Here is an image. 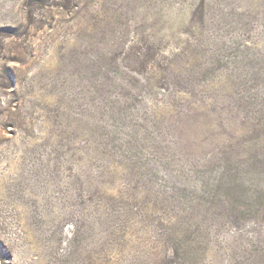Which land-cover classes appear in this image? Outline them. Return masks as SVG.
Instances as JSON below:
<instances>
[{"label":"rangeland","instance_id":"1","mask_svg":"<svg viewBox=\"0 0 264 264\" xmlns=\"http://www.w3.org/2000/svg\"><path fill=\"white\" fill-rule=\"evenodd\" d=\"M85 2L0 0V264H174L160 215L144 211L143 196H153L134 184L139 125L156 136L144 114L157 102L168 108L158 119L179 156L171 170L198 191L224 161L213 172L191 175V166L229 145L249 149L250 126L264 121L255 102L264 96V0ZM139 39L150 64L165 66L158 76L174 75L175 101L142 84ZM109 76L123 98L101 91ZM129 137L136 145L124 171L114 162ZM158 172L153 191L167 180L162 165ZM242 236L264 264V219L226 224L219 238L240 249ZM209 253L202 264H226L218 247Z\"/></svg>","mask_w":264,"mask_h":264},{"label":"trees","instance_id":"2","mask_svg":"<svg viewBox=\"0 0 264 264\" xmlns=\"http://www.w3.org/2000/svg\"><path fill=\"white\" fill-rule=\"evenodd\" d=\"M76 1L78 3L75 7L86 6L85 0ZM6 36L8 37L7 34ZM136 48L139 51L134 53L135 65L139 67V70L145 72L146 77L142 80V84L145 83V87L150 88L151 92L159 89L167 101H175L174 96H179L178 94L182 92L174 91L172 93L173 84L171 81L174 80V75L170 73L164 77L158 76V70H164L163 63L156 59L153 60V65L150 64V49L144 45L142 40L139 39ZM122 74L126 77L129 76L124 72ZM109 80L111 86L107 90H104L106 87H103L101 91L109 98H123L118 94L113 96L114 93H112L119 86L117 84L119 80L109 76L103 84H108ZM131 80L137 82L135 77H132ZM124 88L122 86L121 90L124 91ZM131 99L134 102L137 101L134 96ZM164 99L161 103L164 102ZM255 102L256 105L263 108L264 115V96L257 98ZM171 103L173 107L174 103ZM158 107V102L155 106L151 105L142 120H151L153 128L157 129L156 136L151 134L152 132L145 125H139V183L134 184L139 185L140 191L144 190L153 196L152 200L148 199V196H143L149 205L144 211H150V206H152L153 212L160 215L161 235L167 247L170 248L168 258L174 264H202L203 260L209 257L208 254L212 248L218 247L223 251V257L227 260L226 264H257L259 253L253 241L245 240L242 236L241 241L244 240V244L239 249L234 241L229 239L224 242L219 237L226 224L233 225L248 221L253 218V215L261 220L264 219V121H258L250 126L249 133L256 132V136L251 140L249 149L240 152L236 150V154H233V147L229 145L228 152H222L220 158H208L191 166V175L194 173V169L195 173L213 172L215 169L211 168H221V160L224 161L222 163H224L225 171H218L214 177L210 176L203 180L199 184L198 191L190 189L189 175H185L182 170L176 172L171 170L173 163H179L176 159L179 156L173 149V141L166 143L164 140L163 131L166 126L163 125V130L162 127L159 128L158 114L161 116L160 112L165 113L168 108ZM166 119L170 122L169 116ZM163 120L164 118L161 123ZM131 134L137 139L138 133L132 132ZM129 138L130 140H125L120 149V156H115L118 159L114 162L115 166H119L123 170L125 161H133L129 154L136 144L132 137ZM145 143H151L156 155L151 156L144 152ZM112 148L114 149V146ZM223 153L226 156L222 159ZM143 154L147 155L144 159L142 158ZM160 165L167 171V180L165 186L162 187L160 183L159 190L153 191V187L158 182V167ZM129 170L136 172L134 165H131ZM238 227L240 226H235V228ZM241 256L245 257V261L239 262Z\"/></svg>","mask_w":264,"mask_h":264}]
</instances>
